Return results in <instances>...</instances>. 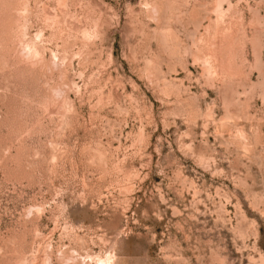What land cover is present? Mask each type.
<instances>
[{"label": "rangeland", "instance_id": "1", "mask_svg": "<svg viewBox=\"0 0 264 264\" xmlns=\"http://www.w3.org/2000/svg\"><path fill=\"white\" fill-rule=\"evenodd\" d=\"M264 264V0H0V264Z\"/></svg>", "mask_w": 264, "mask_h": 264}, {"label": "bare ground", "instance_id": "2", "mask_svg": "<svg viewBox=\"0 0 264 264\" xmlns=\"http://www.w3.org/2000/svg\"><path fill=\"white\" fill-rule=\"evenodd\" d=\"M97 263H98V264H110V263H109V260H108V261H107V260H102V259H100V258H98Z\"/></svg>", "mask_w": 264, "mask_h": 264}]
</instances>
